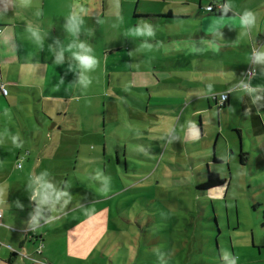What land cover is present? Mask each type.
Wrapping results in <instances>:
<instances>
[{
	"label": "rangeland",
	"instance_id": "obj_1",
	"mask_svg": "<svg viewBox=\"0 0 264 264\" xmlns=\"http://www.w3.org/2000/svg\"><path fill=\"white\" fill-rule=\"evenodd\" d=\"M262 1L256 0L257 3ZM151 3L152 0H140L136 15L151 11ZM122 6L126 13L123 22L121 16L116 18L106 11L101 19L86 25L87 28L85 24L83 26V30H87L86 38L89 37L87 43L97 58L102 48L113 45L112 40L121 43L124 38V47L133 45V39L128 35L127 16L132 17L136 7L134 3L126 1ZM257 17L259 15L254 16ZM164 33L163 29L156 30L157 36ZM160 48L159 52L158 46L141 43L138 52L146 60L135 62L131 59L132 68L154 67L151 62L154 55H161ZM113 63L114 60H107L108 67L100 66V70L96 68L93 71L91 79L94 84L98 83L102 87L101 84H105L108 78L110 83L124 79L126 86L137 83L139 78L133 75L124 74L117 79L113 72L116 65ZM193 74L194 80L189 76L191 82L187 87H193L194 90H176L171 97H166V94L171 93L168 90L141 93L125 89L133 98L142 100V106L121 101L122 112L115 118V124L107 125L105 133L98 126L102 108L101 99L96 95L91 100V114L87 112L89 107L83 112L85 129L79 132L65 128L62 131L65 138L69 133L76 135L75 139V136L67 138L68 148L73 151V146H77L81 153L73 156L76 160H69L70 156L62 153L50 162L49 157L45 156L42 165L45 170H49L50 178H62L56 184L57 187L70 185L69 203L62 207L54 206L52 210L57 213L69 210L73 214L72 218L75 217L77 223L82 225L89 219L92 223L107 222L93 230L94 234L99 232L101 237L98 243L91 244L92 249L86 256L73 257L76 254L74 248L59 255L44 250L55 264H223L225 252L238 256L237 264H264V204L255 205L253 202L264 201V169L257 165L256 170V164L239 165L240 138L231 127L237 110L230 108L218 112L213 96L205 93L207 80L201 73ZM150 80L144 82L145 85L150 86ZM107 92L111 93V90ZM61 93L66 95V92ZM157 96L160 99L156 100ZM29 98L30 103L25 107L18 105L14 108L8 102L0 105L3 108L0 109V169L4 172L11 170L16 161L17 149H37L51 139L47 134H40L37 129L40 122L36 118L37 110L32 105L35 100L31 95ZM198 108L204 110L197 111ZM12 116L14 118L9 119ZM96 117L98 122L95 121ZM200 121L203 139L184 141L182 127L190 123L199 124ZM120 125L131 127V132L136 131L131 138L138 141H131V134L127 130H119ZM245 132L241 142L255 149L257 144L254 136L250 131L248 135ZM117 133L123 137L119 144L127 148L124 158L128 169L124 171L121 165H117V175L109 173L107 167L102 173L99 162L114 158L116 138L113 135ZM104 136L109 140L105 150L109 154L105 157L101 155ZM152 137L165 139V142L149 143ZM91 146L94 150L89 152ZM214 157L227 162H213ZM17 163L21 165L22 160ZM97 171L110 178V190L107 193L102 194L99 191L101 183L92 179ZM208 171H218L226 179L220 197L198 188L201 181L206 179ZM103 203L107 207L100 208ZM63 220H59V223ZM69 227L73 230L72 226ZM56 236L61 237L58 243L63 246L62 236ZM91 245L87 241L83 254Z\"/></svg>",
	"mask_w": 264,
	"mask_h": 264
},
{
	"label": "crops",
	"instance_id": "obj_2",
	"mask_svg": "<svg viewBox=\"0 0 264 264\" xmlns=\"http://www.w3.org/2000/svg\"><path fill=\"white\" fill-rule=\"evenodd\" d=\"M124 1L129 4L134 3L136 7L134 15L127 16L129 29L149 23L155 30L163 29L165 33L160 36L155 35L153 38L132 37L131 47H124V38L121 43L112 40L113 45L105 46L98 55L99 70L100 66L108 67L107 60H114L113 64L116 67H113V72L116 78L124 74L137 76L139 79L136 84L126 86L124 79L110 83L108 78L101 87L92 81V71L88 74L91 83L87 88H83L77 82V73L69 70V65L74 63L70 51H65V60L62 65H57L54 61L53 46L57 41L66 49L71 48L74 43V38L64 29L65 20L73 11L75 4L82 3L89 9L85 26L104 17L106 11H110L116 18L121 16L123 22V17L126 16L122 6ZM139 2L140 0H0V84H3L7 90L5 95L0 90V99L4 98L0 101V105L8 102L10 105L13 104L14 108L18 105L25 107L27 103H30L31 95L35 100L32 101V105L38 113L36 118L40 122L37 129L40 130V134H47L52 139L38 146L37 149H17L16 161L13 162L11 170L4 172L0 169V185H6L8 189L7 193L0 197L2 212L0 242L3 244L0 247V264H55L50 254L44 250L59 255L61 252H69L74 248L73 251L76 254L73 257L81 258L92 249V243H98L101 235L99 232L94 234L93 230L107 221L92 223L89 219L85 220L84 225L78 224L69 210L57 213L52 208L46 209L40 224L30 228L28 221L34 210L35 201L30 199L31 192L27 187L30 177L45 170L42 165L45 156L49 157L50 162L56 160L55 156H60L62 153L70 156V159L66 158L67 160H76L73 156L81 153V150L73 146L74 150L70 151L68 139L77 137L69 133L67 139L63 132L65 128L72 131L79 130V132L85 129L83 112L89 107L87 112L91 114L89 111L92 108L91 100L96 95L101 99L102 108L98 126L105 133L107 125L117 122L115 118L122 112L121 101H130L142 106V100L133 98L132 94L125 89L141 93L151 90H168L171 93L166 94V97H171L176 90L185 89V92L194 90L193 87H187L191 82L189 76H192L194 80L193 73H201L207 80L205 82L207 95H215L218 98L219 94L228 92V101L225 106L219 108L218 112L228 111L230 108L237 110L231 127L240 138L239 165L256 164V170H258L257 165H260V169H264V100L253 104L247 95L241 97L242 93L237 88L241 80L250 77L252 85L264 89V65L251 63L253 53L264 46V1L257 3L256 0H152L151 11L136 15ZM217 2L228 6L232 15H220L217 8L214 11L206 10L207 5ZM115 5L118 7L115 8ZM37 11L40 15L36 14ZM245 12H252L254 16L259 15L257 19L254 18L253 26L248 29L240 24V19ZM29 27L38 28L44 36L39 45L30 37ZM86 28L82 29L78 39L89 42V37L86 38ZM141 43H152L158 46L159 52L162 47L161 55L153 56L151 64L154 67L150 69L131 66V59L135 62L141 59L146 60L138 52L141 49ZM104 61L105 64H103ZM250 68L255 69V73L249 76L246 71ZM147 80H150V86L145 85ZM208 85L212 86L211 91ZM108 90H111V93H108ZM94 91L97 93H92ZM61 92H66V95H62ZM159 97L155 99L158 100ZM206 99L208 102V96ZM212 99L216 105L215 99ZM201 110L204 108L197 109V111ZM7 115L9 116V113ZM13 118L14 116L9 119ZM95 121L98 122V117ZM118 128L122 132L127 130L131 134L130 138L136 133V131H130L131 127L124 125ZM182 129L184 141L203 139L201 121L195 125L190 123ZM32 131L33 129L31 134ZM248 131L254 136L255 144H257L255 149H250L241 142L244 132L248 135ZM113 137L116 138L114 158L99 162V165L102 173L107 167L109 173L117 175L115 173L117 165H121L124 171L128 169L127 160L124 158L127 148L126 145L119 144V140L123 139L119 133L114 134ZM107 140L108 137L104 136L101 153L104 157L109 154L105 151ZM130 140L138 141L135 138ZM151 142L161 143L165 142V139L152 137L149 139V143ZM92 150H94L93 146L90 147L89 152ZM32 151L35 152L32 153ZM19 160H22L21 165L17 163ZM224 161L219 157L216 160L213 159V162L217 163H224ZM55 177L51 180L59 184L62 178ZM223 189L224 185H221L214 188L213 193L220 197ZM253 202L255 205L264 204L263 200L261 202L253 200ZM56 206L62 207L63 204ZM104 206L107 207L104 204L100 208ZM61 219L64 220L60 224ZM69 225L73 227V230ZM55 234L62 236L63 246L58 243L61 237ZM88 236H90L89 239ZM87 241L91 246L83 254ZM68 260H70L69 254Z\"/></svg>",
	"mask_w": 264,
	"mask_h": 264
},
{
	"label": "clouds",
	"instance_id": "obj_3",
	"mask_svg": "<svg viewBox=\"0 0 264 264\" xmlns=\"http://www.w3.org/2000/svg\"><path fill=\"white\" fill-rule=\"evenodd\" d=\"M88 11V7L84 4L76 3L73 11L67 16L64 23V29L74 38V43L71 48L67 49L59 41L53 46L54 61L57 65H62L64 63L65 51L71 52V58L74 63L69 65V70L77 73L78 83L83 88H87L91 83L88 74L94 71L99 63L98 58L94 55L92 47L87 42L78 39L85 24ZM222 11L226 14L229 11V7L225 6ZM36 14L40 15L39 11H37ZM240 24L245 29L251 28L254 24L253 13L245 12L240 19ZM28 32L30 37L38 45L44 39L40 30L36 27H29ZM128 35L131 37L153 38L156 35V30L151 24L143 23L130 29ZM251 63L254 65H264V46H262V49H258L253 53ZM237 88L242 93L241 97L247 95L253 104H258L264 100V89L252 85L250 83V77L246 80H241ZM208 89L211 91L212 86L208 85ZM92 179L101 183L102 186L99 188V191L102 194L110 190V178L108 176L97 171ZM69 186L70 185H65L63 188L57 187L51 180L47 170L30 177L27 186L31 192L29 197L32 201H35L34 210L28 221L30 228L40 224V220L43 218V213L46 209H51L55 205L61 203L66 206L69 203L71 199L68 190ZM7 190L6 185H0V197L4 196ZM238 259V256H234L229 252L223 254V264H237Z\"/></svg>",
	"mask_w": 264,
	"mask_h": 264
},
{
	"label": "trees",
	"instance_id": "obj_4",
	"mask_svg": "<svg viewBox=\"0 0 264 264\" xmlns=\"http://www.w3.org/2000/svg\"><path fill=\"white\" fill-rule=\"evenodd\" d=\"M224 4L222 2H217V3H210L207 5L205 8L207 11H214L216 8L218 9V13L223 16H231L232 12L229 10L226 14L222 11L224 8ZM220 95V94H219ZM217 98V97H216ZM216 104L218 105V98L215 100ZM228 101V98L223 102L221 106H218V109L222 106H225L226 102ZM214 160L215 157L213 158ZM226 182V179L224 177H221L218 173L213 172V171H208L206 179L198 185V188L202 190H207V191H214V188L219 187L221 185H224Z\"/></svg>",
	"mask_w": 264,
	"mask_h": 264
},
{
	"label": "built area",
	"instance_id": "obj_5",
	"mask_svg": "<svg viewBox=\"0 0 264 264\" xmlns=\"http://www.w3.org/2000/svg\"><path fill=\"white\" fill-rule=\"evenodd\" d=\"M247 75H253L255 73V69L253 68H250V69H247L246 71ZM0 90L2 92V94H6L7 93V90L6 88L4 87L3 84H0ZM213 98L216 100V96L214 95ZM228 98V92H224V93H221L218 97V106H221L223 104V102ZM2 217V212L0 211V219ZM3 245L1 242H0V246Z\"/></svg>",
	"mask_w": 264,
	"mask_h": 264
},
{
	"label": "flooded vegetation",
	"instance_id": "obj_6",
	"mask_svg": "<svg viewBox=\"0 0 264 264\" xmlns=\"http://www.w3.org/2000/svg\"><path fill=\"white\" fill-rule=\"evenodd\" d=\"M217 105V104H216ZM218 106V105H217Z\"/></svg>",
	"mask_w": 264,
	"mask_h": 264
}]
</instances>
